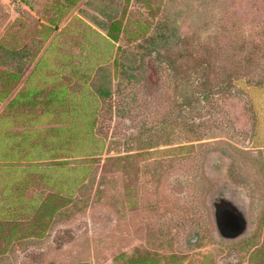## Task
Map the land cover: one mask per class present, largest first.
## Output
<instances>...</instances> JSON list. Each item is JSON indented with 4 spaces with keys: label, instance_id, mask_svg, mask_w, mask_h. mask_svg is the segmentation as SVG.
Wrapping results in <instances>:
<instances>
[{
    "label": "rangeland",
    "instance_id": "obj_1",
    "mask_svg": "<svg viewBox=\"0 0 264 264\" xmlns=\"http://www.w3.org/2000/svg\"><path fill=\"white\" fill-rule=\"evenodd\" d=\"M0 264H264V0H0Z\"/></svg>",
    "mask_w": 264,
    "mask_h": 264
},
{
    "label": "flooded vegetation",
    "instance_id": "obj_2",
    "mask_svg": "<svg viewBox=\"0 0 264 264\" xmlns=\"http://www.w3.org/2000/svg\"><path fill=\"white\" fill-rule=\"evenodd\" d=\"M235 203L236 201L229 198L227 193H218L213 197L212 205L215 227L218 234L226 239L231 235L240 233L244 226H247L241 207ZM232 207L233 209H231Z\"/></svg>",
    "mask_w": 264,
    "mask_h": 264
},
{
    "label": "crops",
    "instance_id": "obj_3",
    "mask_svg": "<svg viewBox=\"0 0 264 264\" xmlns=\"http://www.w3.org/2000/svg\"><path fill=\"white\" fill-rule=\"evenodd\" d=\"M87 0H78V1H71V0H54V4L56 5V4H58V5H62V4H68V3H70V4H74V3H77V4H79V3H81V2H86ZM67 23H65L63 26H65ZM61 29H62V27L61 28H59L58 29V31L57 32H60L61 31Z\"/></svg>",
    "mask_w": 264,
    "mask_h": 264
},
{
    "label": "water",
    "instance_id": "obj_4",
    "mask_svg": "<svg viewBox=\"0 0 264 264\" xmlns=\"http://www.w3.org/2000/svg\"><path fill=\"white\" fill-rule=\"evenodd\" d=\"M231 209H233V207ZM246 228H247V226L245 225L244 228L240 231V233H237L235 235H231L229 238H236V237L242 235L246 231Z\"/></svg>",
    "mask_w": 264,
    "mask_h": 264
}]
</instances>
